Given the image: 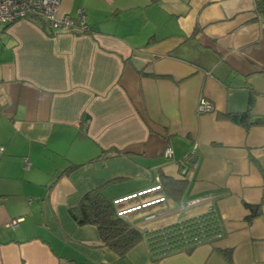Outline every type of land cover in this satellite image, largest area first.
Segmentation results:
<instances>
[{
	"label": "crops",
	"instance_id": "obj_1",
	"mask_svg": "<svg viewBox=\"0 0 264 264\" xmlns=\"http://www.w3.org/2000/svg\"><path fill=\"white\" fill-rule=\"evenodd\" d=\"M58 1L87 32L0 24V264H264V202L251 218L246 205L264 200V124L227 117L264 120L255 0ZM201 98L215 110L199 114ZM180 160L196 164L183 198L202 201L133 219L159 212L151 232L200 217L207 238L118 256L71 217L95 187L113 201L182 178Z\"/></svg>",
	"mask_w": 264,
	"mask_h": 264
},
{
	"label": "built area",
	"instance_id": "obj_2",
	"mask_svg": "<svg viewBox=\"0 0 264 264\" xmlns=\"http://www.w3.org/2000/svg\"><path fill=\"white\" fill-rule=\"evenodd\" d=\"M29 20L39 26H45L56 32H78L83 33L88 31L86 25V15L83 10H77V16L71 17L67 13L59 12V1L58 0H0V24H10L17 20ZM215 110L214 105L207 99L201 98L197 104V112L199 114L210 113ZM196 145L194 144L195 148ZM3 150L0 147V152ZM173 152L171 147L166 146L163 150V156L167 159L172 158ZM24 166L28 168L29 162L27 158L23 159ZM179 172L182 176L188 175L191 168L196 166L195 162L187 163L184 160L179 162ZM161 189L160 182L155 186L147 188L145 190L133 193L131 195L123 196L113 200L114 204H119L127 201L130 198L140 197L144 194H149L154 191ZM166 199L163 194L150 195L145 198L139 199L137 202L127 204L117 208V215L124 216L133 211H138L143 208L154 206L158 203L164 202ZM202 201L200 197L182 198L179 201L180 209H188L199 204ZM159 212H147L144 215V221L151 220L158 215ZM143 221V220H142ZM207 221V222H206ZM172 229L164 228L160 231L157 238L159 241L164 242V246L168 250L170 248L169 241L174 237L176 242L182 241L183 243L189 241H197L199 238H207L209 236L208 230L214 229V221L206 219L193 218L188 220H182L174 224ZM148 237V235H146ZM156 239V238H154ZM152 239H150L151 241ZM178 244V243H177Z\"/></svg>",
	"mask_w": 264,
	"mask_h": 264
},
{
	"label": "trees",
	"instance_id": "obj_3",
	"mask_svg": "<svg viewBox=\"0 0 264 264\" xmlns=\"http://www.w3.org/2000/svg\"><path fill=\"white\" fill-rule=\"evenodd\" d=\"M256 11L262 19H264V0H255ZM234 121L242 123L245 127L251 124H264V120L256 118L253 121L247 122L248 113L227 115ZM160 191L165 198H169L174 202H179L186 191L188 178H174L169 175L161 174L160 176ZM154 191V192H157ZM154 192L144 194L140 197L130 198L125 202L114 204L103 193L102 187H95L82 196L78 204L69 210V213L75 223L78 225L89 224L96 228L101 245L112 250L118 256H124L136 244L143 241L145 238L150 240L160 236L159 234L152 236L153 233L160 232L162 229L148 232V230L133 219V214L137 211L130 212L124 216H118L117 208L133 203L136 199H142L150 195H155ZM136 200V202L138 201ZM255 205L246 204L251 213L249 218L260 213L261 203ZM135 203V202H134ZM151 207V206H150ZM150 207L141 209H150ZM138 210V211H141ZM141 219H139V222ZM169 226L167 229L174 227ZM148 232V233H147ZM148 235V237L146 236ZM176 243L175 237L169 241V246Z\"/></svg>",
	"mask_w": 264,
	"mask_h": 264
},
{
	"label": "rangeland",
	"instance_id": "obj_4",
	"mask_svg": "<svg viewBox=\"0 0 264 264\" xmlns=\"http://www.w3.org/2000/svg\"><path fill=\"white\" fill-rule=\"evenodd\" d=\"M128 204H130V203H128ZM132 204V203H131ZM154 208V207H153ZM153 208H151V209H153ZM144 217V216H143ZM143 217H142V220L144 221L145 219H143ZM159 221V220H158ZM144 222H148V223H144V224H142L143 226L145 225V226H149V224H151L152 222H149V221H144ZM159 222H155V223H153V224H151V225H156V224H158ZM160 233V232H159ZM156 234H158V232H156V233H153L152 234V236H155Z\"/></svg>",
	"mask_w": 264,
	"mask_h": 264
}]
</instances>
